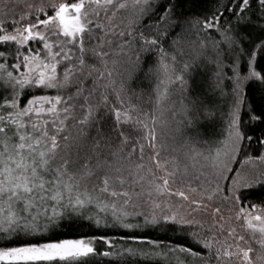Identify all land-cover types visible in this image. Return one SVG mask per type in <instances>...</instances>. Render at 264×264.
I'll use <instances>...</instances> for the list:
<instances>
[{
  "label": "snow or ice",
  "instance_id": "1",
  "mask_svg": "<svg viewBox=\"0 0 264 264\" xmlns=\"http://www.w3.org/2000/svg\"><path fill=\"white\" fill-rule=\"evenodd\" d=\"M256 95L264 0H0V264H264Z\"/></svg>",
  "mask_w": 264,
  "mask_h": 264
},
{
  "label": "trees",
  "instance_id": "2",
  "mask_svg": "<svg viewBox=\"0 0 264 264\" xmlns=\"http://www.w3.org/2000/svg\"><path fill=\"white\" fill-rule=\"evenodd\" d=\"M255 102L259 105V104H264V101L261 100L259 95L255 96ZM224 127V124L221 122L218 127H217V131H219L221 128ZM78 231H88L87 228H83V229H78ZM157 233H153V235H155Z\"/></svg>",
  "mask_w": 264,
  "mask_h": 264
},
{
  "label": "rangeland",
  "instance_id": "3",
  "mask_svg": "<svg viewBox=\"0 0 264 264\" xmlns=\"http://www.w3.org/2000/svg\"><path fill=\"white\" fill-rule=\"evenodd\" d=\"M35 2H39V0H35Z\"/></svg>",
  "mask_w": 264,
  "mask_h": 264
}]
</instances>
